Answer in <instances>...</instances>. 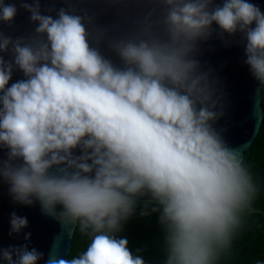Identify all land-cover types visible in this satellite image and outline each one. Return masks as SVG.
Wrapping results in <instances>:
<instances>
[{"label":"clouds","instance_id":"9594fccd","mask_svg":"<svg viewBox=\"0 0 264 264\" xmlns=\"http://www.w3.org/2000/svg\"><path fill=\"white\" fill-rule=\"evenodd\" d=\"M64 4L46 6L53 17L40 0H0V23L11 28L23 9L35 25L0 31L10 57L0 55V182L13 203L38 202L90 240L45 264H147L118 235L138 207L158 213L163 264H231L261 189L217 127L229 101L198 55L213 35L227 45L238 34L261 95L264 12L250 0H148L132 32L109 38L90 27L94 15ZM105 40L120 66L101 54ZM14 70L24 78L9 86ZM9 223L19 236L28 220L13 211ZM30 236L0 248V264H38L44 254Z\"/></svg>","mask_w":264,"mask_h":264},{"label":"water","instance_id":"95a60500","mask_svg":"<svg viewBox=\"0 0 264 264\" xmlns=\"http://www.w3.org/2000/svg\"><path fill=\"white\" fill-rule=\"evenodd\" d=\"M16 2V0H9ZM31 2V0H28ZM42 14L55 17L56 12H48L47 7L58 10L64 7V0H40ZM221 0H216L220 3ZM258 5L264 12V0H250ZM78 13L88 12L94 15V24L90 27H100L107 30L108 37L123 36L134 30L135 22L147 11L148 0H127L126 5L113 3L112 0H73ZM29 13L23 9L18 10L13 26L8 28L0 23V31H5L13 37L30 33L35 25L28 19ZM239 35L230 38V43L224 44L215 35L200 45L198 59L205 67H211L213 74L220 79L221 85L229 101L225 116L217 122V127H226L225 140L230 147L241 152L248 150L257 136L264 111L262 108V94L255 95L258 84L251 76L248 66L244 63V45L237 43ZM101 54L110 59L117 66L121 65L119 57L108 46L107 41L98 45ZM9 59L7 53H0ZM23 73L14 70L9 81L11 83L23 79ZM75 154H79L77 150ZM3 158V151H0ZM15 211L17 215L26 217L27 226L19 236L10 237V214ZM74 229L62 225L58 220L44 215L38 202L31 206L13 203L7 185L0 182V248L25 243L24 233H31L29 237L30 248H36L44 254L38 264H45L51 255L53 258H66L70 253Z\"/></svg>","mask_w":264,"mask_h":264},{"label":"trees","instance_id":"16d2710c","mask_svg":"<svg viewBox=\"0 0 264 264\" xmlns=\"http://www.w3.org/2000/svg\"><path fill=\"white\" fill-rule=\"evenodd\" d=\"M261 104L264 111V93ZM243 157L261 191L255 202V213L248 218L243 234L234 244L231 264H256V261H264V116L257 136ZM139 210L138 207L136 214L124 224L123 231L118 235L127 238L128 247L134 254L137 249H141L139 254L147 264H163V232L158 224V213L142 217ZM89 242V238L75 228L71 250L66 259L78 256Z\"/></svg>","mask_w":264,"mask_h":264}]
</instances>
